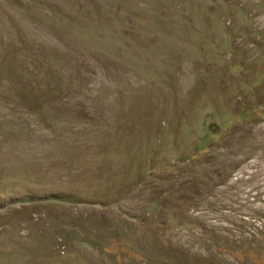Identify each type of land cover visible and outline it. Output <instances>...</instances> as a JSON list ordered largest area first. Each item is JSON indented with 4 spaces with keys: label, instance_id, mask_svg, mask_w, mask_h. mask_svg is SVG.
Returning a JSON list of instances; mask_svg holds the SVG:
<instances>
[{
    "label": "rangeland",
    "instance_id": "rangeland-1",
    "mask_svg": "<svg viewBox=\"0 0 264 264\" xmlns=\"http://www.w3.org/2000/svg\"><path fill=\"white\" fill-rule=\"evenodd\" d=\"M0 264H264V0H0Z\"/></svg>",
    "mask_w": 264,
    "mask_h": 264
}]
</instances>
